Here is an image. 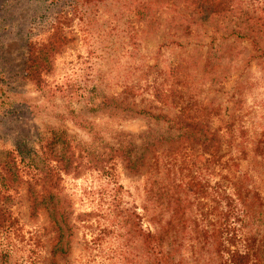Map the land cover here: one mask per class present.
Segmentation results:
<instances>
[{
	"label": "rangeland",
	"instance_id": "obj_1",
	"mask_svg": "<svg viewBox=\"0 0 264 264\" xmlns=\"http://www.w3.org/2000/svg\"><path fill=\"white\" fill-rule=\"evenodd\" d=\"M202 1L0 0V162L11 150L17 168L0 192L21 235L0 238V264H146V188L167 171L188 181L175 191L190 226L224 208L214 191L238 190L246 214L228 221L255 249L250 264H264V0H230L223 14ZM250 32L254 43L239 36ZM37 47L39 86L25 72ZM182 108L216 132L217 160L170 145L166 120ZM198 249L183 264H210Z\"/></svg>",
	"mask_w": 264,
	"mask_h": 264
},
{
	"label": "trees",
	"instance_id": "obj_2",
	"mask_svg": "<svg viewBox=\"0 0 264 264\" xmlns=\"http://www.w3.org/2000/svg\"><path fill=\"white\" fill-rule=\"evenodd\" d=\"M193 2V0H187ZM195 4V2H193ZM202 4L206 5L205 11L213 14H223L229 11L231 8L230 0H203ZM190 3L186 2V5ZM190 19V17H189ZM239 36L247 37L252 43L257 39V34L250 32V34H242ZM43 51L37 47L33 50L30 49L28 54V63L25 68L26 76L33 81L34 85L39 86V76L36 74V65L39 54L42 55ZM43 56V55H42ZM156 117H161L156 116ZM170 128L176 132V137L171 139L173 145L176 140H188L189 142H195L202 150H206L210 147L212 150L209 153V160H217L216 151L218 149L217 140L218 137L215 131H209L202 123L204 121V115L200 112L193 115L187 114L182 108V111L178 115L174 116V119H167ZM164 139V138H158ZM161 142V141H158ZM151 146V144H145L143 151ZM216 149V150H215ZM19 156V151L16 152ZM7 158L0 162V186L6 190V174L17 176V168L15 164V154L13 151H8ZM143 153H139L134 160H129L130 165L137 164L141 160ZM45 158V152L43 153ZM20 159V158H19ZM151 159V158H150ZM152 160V159H151ZM22 161V158H21ZM156 168H160L159 163L154 164ZM43 169L44 177L46 178L45 185L46 193L50 187V182L53 180L52 169L45 164ZM166 167V166H165ZM167 168V167H166ZM14 169V170H13ZM164 170H168L164 169ZM160 172V171H159ZM169 172L167 171L161 179L154 178L149 181V186L146 188L148 193L147 201L148 206H145V211L148 215V220L153 226L152 230L140 232V228H137V235L142 238V244L144 246L146 264H183V251L185 247L188 248V254L192 261H197L201 254H198L199 249L203 248L209 255L207 260L210 264H250L251 256L256 254L254 248H251L250 244L247 243L248 238L244 236V240L236 234V229L232 223H229L227 216L235 220L236 216L240 212L246 214L245 204L246 200L239 196V191L234 192L235 197L222 196L217 191H214L213 199L217 203L221 199L224 200V208L214 206V219L210 223L209 227L198 228L196 223L186 224L188 221L183 217L184 209L188 208V200L180 198L177 194L176 188L184 186L187 182L180 180V182H173L169 180ZM9 178V177H8ZM166 179V180H165ZM194 180V186L198 189V192L204 193L202 189L203 184L201 180L196 177H191ZM167 181V182H166ZM1 191V189H0ZM171 193V195H170ZM48 194V199L50 198ZM9 194H2L0 192V238L6 239L13 236L20 235V225L18 219L12 214L9 208L5 207L3 200L8 198ZM165 197L167 199H165ZM171 199V207L169 208V200ZM227 199H229L228 202ZM185 201V204L181 202ZM165 203V205H164ZM167 205V206H166ZM167 207V208H165ZM240 207V208H239ZM239 210V211H238ZM170 211V212H166ZM168 214V217L165 215ZM137 218L138 216L134 214ZM189 223V222H188ZM138 225V223L136 222ZM200 230V231H199ZM186 241V243H185ZM243 241L242 243H239ZM230 248L229 245H235ZM201 246V247H200ZM8 250L0 247V257L7 256ZM256 256V255H255Z\"/></svg>",
	"mask_w": 264,
	"mask_h": 264
}]
</instances>
